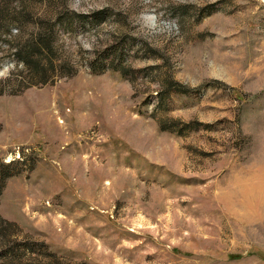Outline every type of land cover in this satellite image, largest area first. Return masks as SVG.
Returning a JSON list of instances; mask_svg holds the SVG:
<instances>
[{"label":"rangeland","instance_id":"obj_1","mask_svg":"<svg viewBox=\"0 0 264 264\" xmlns=\"http://www.w3.org/2000/svg\"><path fill=\"white\" fill-rule=\"evenodd\" d=\"M4 176L0 264H264V0H0Z\"/></svg>","mask_w":264,"mask_h":264},{"label":"trees","instance_id":"obj_2","mask_svg":"<svg viewBox=\"0 0 264 264\" xmlns=\"http://www.w3.org/2000/svg\"><path fill=\"white\" fill-rule=\"evenodd\" d=\"M103 71H104V70H101V71L94 70V72H95V73H98V72H103ZM5 180H6V177L4 176V177L2 178V180H1V184H0V191H1L2 185H3V183L5 182Z\"/></svg>","mask_w":264,"mask_h":264}]
</instances>
